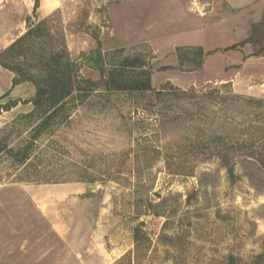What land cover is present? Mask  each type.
<instances>
[{
	"label": "rangeland",
	"instance_id": "374dc122",
	"mask_svg": "<svg viewBox=\"0 0 264 264\" xmlns=\"http://www.w3.org/2000/svg\"><path fill=\"white\" fill-rule=\"evenodd\" d=\"M260 2L238 10L233 0H44L35 16L34 0H0V53L26 32V21H19L48 18L54 38L47 42L58 45L64 37L83 78L101 77L91 54L100 43L103 55L119 48L143 55L153 66L155 90L167 82L197 91L230 83L236 94L259 98L264 97ZM233 44L238 48L221 51ZM178 46L217 51L199 71L166 69L178 64ZM4 71L1 90L10 86ZM95 90L69 102V119L36 139L39 122L23 116L32 110L33 84L0 94V140L7 144L0 151V187L35 185L46 196H59L57 189L71 183L82 197L86 186H98L73 207L78 222L68 230L83 253L78 264H231L229 255L237 264H254L264 254V191L246 178L231 184L215 160L198 161L188 146L205 126L214 132L216 124L236 121L235 109L205 103L200 112L197 104L169 95L159 100L156 92ZM12 103L17 104L7 110ZM27 146L21 163L15 154ZM163 198L166 203L155 208L163 215H155L148 204ZM52 207L59 209L60 202ZM139 227L143 238L137 248Z\"/></svg>",
	"mask_w": 264,
	"mask_h": 264
},
{
	"label": "trees",
	"instance_id": "16d2710c",
	"mask_svg": "<svg viewBox=\"0 0 264 264\" xmlns=\"http://www.w3.org/2000/svg\"><path fill=\"white\" fill-rule=\"evenodd\" d=\"M39 7L40 0H34L33 15H37ZM24 20L26 32L0 53V65L14 73L13 86L30 82L35 87V95L29 101L32 103V110L23 115L30 122H39L35 126L33 139L48 131L54 124L67 121L71 115L67 104L79 98L85 100L98 87L109 93L156 92L159 100L169 95V100L197 104L200 112L205 103L230 106L236 111L233 116L236 121L231 119L234 122L216 124L214 132L211 125L205 126L201 135L194 136L188 146L193 153L199 155L198 161L215 160L218 167L225 171L231 184L246 178L255 190L264 191V97L236 94L230 83L197 91L194 87L179 89L167 82L159 90H155L152 84L153 66L143 55L125 54V48L103 55L100 43L91 54L95 57L101 77L99 80L83 78L77 62L70 57L65 38L62 37L58 45L49 44L54 34L48 25V18L33 23L30 16ZM238 45L224 47L221 51L234 50ZM215 51L217 50L206 51L202 46H178L175 49L178 64L165 68L199 71L204 66L206 56ZM16 104L12 103L7 110ZM252 109L258 112L251 115ZM177 118L178 116H174L173 120L177 121ZM28 147L19 148L22 152L15 154L21 163L28 157ZM5 148L7 149L5 140H0V151ZM8 151L13 154L15 150L9 148ZM165 203L166 198H163L159 203L150 202L148 207L159 216L163 214L155 208ZM141 238L142 229L139 227L134 231L137 248ZM228 258L231 264H237V258L232 255ZM263 260L264 254H259L253 258V263L261 264Z\"/></svg>",
	"mask_w": 264,
	"mask_h": 264
},
{
	"label": "crops",
	"instance_id": "0c3cea01",
	"mask_svg": "<svg viewBox=\"0 0 264 264\" xmlns=\"http://www.w3.org/2000/svg\"><path fill=\"white\" fill-rule=\"evenodd\" d=\"M233 1L234 4L230 5L238 10L257 1L264 5V0ZM39 9H44V0H41ZM23 22L24 19L19 24L23 25ZM1 70L10 75V86L0 89L3 94L14 88V73L0 65V73ZM66 185L54 193L59 196H46L35 185L15 183L0 187V264H78L83 253L76 247L77 238L71 236L70 227L76 226L72 225L73 221L78 222L73 207L91 192V188L86 186L79 197L77 188H71V183ZM58 201L61 207L56 210L52 206ZM62 234H67L68 240Z\"/></svg>",
	"mask_w": 264,
	"mask_h": 264
},
{
	"label": "water",
	"instance_id": "95a60500",
	"mask_svg": "<svg viewBox=\"0 0 264 264\" xmlns=\"http://www.w3.org/2000/svg\"><path fill=\"white\" fill-rule=\"evenodd\" d=\"M89 187L92 188V189L93 188H98V186H96V185H90Z\"/></svg>",
	"mask_w": 264,
	"mask_h": 264
}]
</instances>
